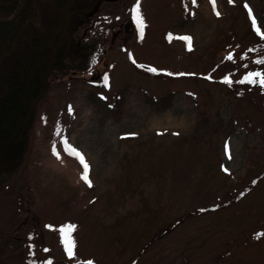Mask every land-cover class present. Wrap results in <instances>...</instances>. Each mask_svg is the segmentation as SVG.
<instances>
[{"label":"rangeland","instance_id":"374dc122","mask_svg":"<svg viewBox=\"0 0 264 264\" xmlns=\"http://www.w3.org/2000/svg\"><path fill=\"white\" fill-rule=\"evenodd\" d=\"M94 1L68 56L98 63L0 175V264H264V0Z\"/></svg>","mask_w":264,"mask_h":264},{"label":"trees","instance_id":"16d2710c","mask_svg":"<svg viewBox=\"0 0 264 264\" xmlns=\"http://www.w3.org/2000/svg\"><path fill=\"white\" fill-rule=\"evenodd\" d=\"M21 1L0 0V13L9 16H13L21 5L20 12L12 20L0 19V50L4 59L0 74V175L15 168L24 158L29 145L27 129L36 115L35 112L31 114V110L38 99L48 95L51 77L58 73L66 75L70 68L89 71L101 56V47L90 44L83 51L84 60L70 64L68 52L72 41L64 19H60L57 13L62 5L55 8L45 6L41 27L33 24L25 27L36 14V9L33 0H24L22 4ZM257 37L264 42V34ZM262 41L258 42L259 47H249L254 55L260 53L264 61ZM249 52L243 55L249 56ZM95 97L108 112H113L114 105H120L118 98L111 103L107 98ZM262 178L255 177L251 185L255 188Z\"/></svg>","mask_w":264,"mask_h":264},{"label":"flooded vegetation","instance_id":"af4514ba","mask_svg":"<svg viewBox=\"0 0 264 264\" xmlns=\"http://www.w3.org/2000/svg\"><path fill=\"white\" fill-rule=\"evenodd\" d=\"M84 1L85 0H55V1L54 0H37L36 3H35V0H33V4H34L35 9H36V14L34 15V17H32L31 19H29L27 21L28 23L27 22L26 23H27V25L28 24H33V25H38V26L41 27L42 26L41 23H42V20H43L42 11H44V9L46 8L45 6H50V8H52L53 5H56L57 7L62 5L59 8L60 9H64L65 13H66V17L64 19V24L66 25L65 29L68 28V30L71 31V29H70L71 28L70 19L71 18L72 19L77 18L78 15H80L82 12L85 11V8L87 7V3H85ZM39 13L41 14V16H40ZM31 20H33L34 23L31 22ZM27 25H26V27H28ZM69 34H70L69 38L73 41L72 31ZM15 45H16V43H14L13 48L15 47ZM72 47H73V45H71V48L69 49L68 55L70 54V51L72 50ZM1 56H2V54H1ZM3 63H4V59H3ZM2 66H3V64H2ZM0 74H1V72H0ZM48 88H49V86H48ZM41 101L42 100L38 99V101L35 103L33 108L35 109V106ZM34 111H36V110H34Z\"/></svg>","mask_w":264,"mask_h":264},{"label":"water","instance_id":"95a60500","mask_svg":"<svg viewBox=\"0 0 264 264\" xmlns=\"http://www.w3.org/2000/svg\"><path fill=\"white\" fill-rule=\"evenodd\" d=\"M36 1H37V0H35V3H36ZM39 14H40V13H39ZM40 16H41V14H40ZM31 22H33V20H31ZM2 64H3V59H2L1 51H0V68H1ZM0 72H1V69H0Z\"/></svg>","mask_w":264,"mask_h":264},{"label":"bare ground","instance_id":"6f19581e","mask_svg":"<svg viewBox=\"0 0 264 264\" xmlns=\"http://www.w3.org/2000/svg\"><path fill=\"white\" fill-rule=\"evenodd\" d=\"M178 125V124H177ZM182 126V125H181ZM183 127V126H182ZM86 159H88V157L86 158Z\"/></svg>","mask_w":264,"mask_h":264}]
</instances>
